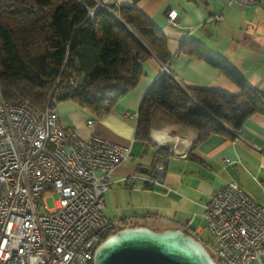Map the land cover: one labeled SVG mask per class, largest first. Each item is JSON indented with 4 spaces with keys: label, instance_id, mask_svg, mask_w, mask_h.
Returning a JSON list of instances; mask_svg holds the SVG:
<instances>
[{
    "label": "crops",
    "instance_id": "1",
    "mask_svg": "<svg viewBox=\"0 0 264 264\" xmlns=\"http://www.w3.org/2000/svg\"><path fill=\"white\" fill-rule=\"evenodd\" d=\"M112 2L116 7L133 4V0ZM136 8L166 36L171 63L165 66L154 57L142 63L143 76L137 87L108 113L85 111L69 100L60 102L58 122L63 129H76L83 138L96 135L129 149V159L113 170L104 195L105 202L112 195L116 226L127 221L137 226L153 222L161 226L160 231L183 229L198 237L202 229L194 224L203 206L228 182L235 181L264 207V115H253L233 133L228 130L231 136L213 134L193 148L197 133L169 118L153 121L148 143L136 140L139 105L165 71L182 87L239 93L217 69L178 55L185 41L206 47L233 66L252 89L264 91V0L250 8L228 5L227 0H141ZM173 11L177 12L174 25L168 23ZM88 120L93 125L88 126ZM163 137L167 145L158 147L151 142V138ZM174 137L172 148L169 139ZM163 160H167L164 183L168 190L140 179Z\"/></svg>",
    "mask_w": 264,
    "mask_h": 264
},
{
    "label": "trees",
    "instance_id": "2",
    "mask_svg": "<svg viewBox=\"0 0 264 264\" xmlns=\"http://www.w3.org/2000/svg\"><path fill=\"white\" fill-rule=\"evenodd\" d=\"M140 1L110 5L109 13L99 7L104 0H0L3 98L45 109L56 87L60 102L69 100L96 114L113 110L137 87L142 63L154 57L168 66L173 60L166 36L136 8ZM178 55L217 69L239 93L182 87L165 71L141 100L136 140L148 143L153 121L169 118L197 133L195 148L213 134L231 136L228 130L240 129L255 114L264 115V91L252 89L233 66L206 47L185 41ZM71 78L75 86L70 88ZM132 226L137 225L127 221L112 226L102 241Z\"/></svg>",
    "mask_w": 264,
    "mask_h": 264
},
{
    "label": "built area",
    "instance_id": "3",
    "mask_svg": "<svg viewBox=\"0 0 264 264\" xmlns=\"http://www.w3.org/2000/svg\"><path fill=\"white\" fill-rule=\"evenodd\" d=\"M261 2L227 0L245 8ZM176 15L169 13V24L176 23ZM74 86L69 79L68 87ZM59 103L56 87L45 109L8 102L0 88V264H89L102 234L117 225L105 215L104 195L110 175L130 151L99 136L83 138L74 128H61ZM165 140L156 139V145H167ZM166 162H157L140 179L168 190ZM54 196L57 201L49 209L45 200ZM201 218L213 238V245L203 244L217 264H264V207L235 181L216 191Z\"/></svg>",
    "mask_w": 264,
    "mask_h": 264
},
{
    "label": "water",
    "instance_id": "4",
    "mask_svg": "<svg viewBox=\"0 0 264 264\" xmlns=\"http://www.w3.org/2000/svg\"><path fill=\"white\" fill-rule=\"evenodd\" d=\"M104 7V3H99ZM93 264H217L203 242L183 229L124 227L96 249Z\"/></svg>",
    "mask_w": 264,
    "mask_h": 264
},
{
    "label": "rangeland",
    "instance_id": "5",
    "mask_svg": "<svg viewBox=\"0 0 264 264\" xmlns=\"http://www.w3.org/2000/svg\"><path fill=\"white\" fill-rule=\"evenodd\" d=\"M110 5H114V4L112 3L108 4V6ZM56 201H57V197L54 196L51 198H47L45 200V204L47 205L49 209H51V208H54ZM105 203H106L105 204V215L108 219L112 221L113 219L117 217L112 213V195L111 197H109V199ZM43 211L44 210H41V212ZM146 224H147V227L151 229L154 228L153 230H157V231L161 230V226L160 225L156 226V224H154L153 222H147ZM194 227H201L202 229L201 233L197 237L201 242H203L204 244L213 245V238L207 228L206 222H204L201 217H198L197 222L194 224Z\"/></svg>",
    "mask_w": 264,
    "mask_h": 264
},
{
    "label": "bare ground",
    "instance_id": "6",
    "mask_svg": "<svg viewBox=\"0 0 264 264\" xmlns=\"http://www.w3.org/2000/svg\"><path fill=\"white\" fill-rule=\"evenodd\" d=\"M102 8L106 9L109 13H112V10L109 8V6H106L105 3H104V7H102ZM90 18H93V15H90ZM165 138L166 137L161 138L160 141L165 140ZM176 138L177 137H174L173 139H169V141H170V147L174 148V146H171V145H173L174 140H176ZM151 142L156 145V138H151ZM99 245L100 244H98V246ZM93 258H94V254H93ZM93 258H90L89 264H93Z\"/></svg>",
    "mask_w": 264,
    "mask_h": 264
}]
</instances>
